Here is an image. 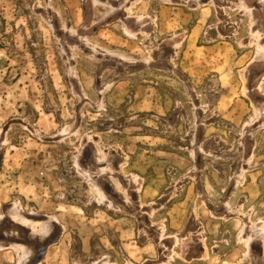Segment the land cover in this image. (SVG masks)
I'll return each instance as SVG.
<instances>
[{"label":"rangeland","instance_id":"rangeland-1","mask_svg":"<svg viewBox=\"0 0 264 264\" xmlns=\"http://www.w3.org/2000/svg\"><path fill=\"white\" fill-rule=\"evenodd\" d=\"M0 264H264V0H0Z\"/></svg>","mask_w":264,"mask_h":264}]
</instances>
